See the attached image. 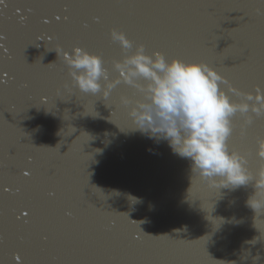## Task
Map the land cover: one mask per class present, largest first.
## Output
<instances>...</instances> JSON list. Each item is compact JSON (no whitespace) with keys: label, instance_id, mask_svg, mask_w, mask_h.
Here are the masks:
<instances>
[{"label":"water","instance_id":"obj_1","mask_svg":"<svg viewBox=\"0 0 264 264\" xmlns=\"http://www.w3.org/2000/svg\"><path fill=\"white\" fill-rule=\"evenodd\" d=\"M47 2L9 0L0 17L10 57L0 51V71L14 77L0 87V176L21 187L0 200V264H16L15 253L26 264H264V212L246 204L253 184L211 187L215 181L192 172L167 142L132 129L120 98L141 100L136 89L122 82L107 99L83 93L62 56L76 44L101 50L93 30L110 38L115 27L161 48L169 61L207 64L245 93L220 83L221 90L245 102L264 66V0H102L139 7L68 13L38 6ZM63 15L71 18L66 29L58 27ZM124 55L105 62L110 79ZM235 124H244L240 113ZM249 143L246 166L255 174L257 141ZM20 168L35 169L30 183L13 175Z\"/></svg>","mask_w":264,"mask_h":264},{"label":"clouds","instance_id":"obj_2","mask_svg":"<svg viewBox=\"0 0 264 264\" xmlns=\"http://www.w3.org/2000/svg\"><path fill=\"white\" fill-rule=\"evenodd\" d=\"M111 38L126 50L113 65L115 79H110L101 56L83 48H73L71 54L62 51L75 87L105 99L122 82L136 89L141 100L120 98V104L130 106L132 129L157 143L167 142L174 154L190 161L192 172L215 181L211 187L235 189L251 182L255 191L246 204L256 214L264 212V163L253 174L246 158L229 150L227 143L236 113L244 117L242 134L253 121L249 113L264 116V92L257 90L255 95L246 94L245 102H233L219 87L224 77L207 64L169 61L160 53L146 54L143 46L128 54L133 45L123 32L113 30ZM256 155L264 161V138L257 139Z\"/></svg>","mask_w":264,"mask_h":264},{"label":"snow or ice","instance_id":"obj_3","mask_svg":"<svg viewBox=\"0 0 264 264\" xmlns=\"http://www.w3.org/2000/svg\"><path fill=\"white\" fill-rule=\"evenodd\" d=\"M38 6L42 8L59 9L62 13H68L70 10H76V9H80V10L107 9V8L133 9V8L139 7V5L135 3L112 4V3L102 2V0H95V2H93V0H68V2H63V3H58L56 2V0H50V2L43 3ZM8 7H9V0H0V17L3 16L4 10ZM27 10L31 12L32 7L28 6ZM17 11H19V5H17ZM53 18L58 22L61 21V15L59 14L53 13ZM70 19L71 18L69 15H63L64 23L59 24L58 27L60 29H66L68 27ZM20 20L21 22H24L27 20V17L21 16ZM42 23L47 25V24H50L51 21L44 19ZM113 30L123 32L125 36L127 37V39L132 43L133 46L134 44H136L137 46H143V50L145 51V53L148 52L151 55L154 53H160L164 56L167 55L166 52H164L161 48L157 46L146 43L144 41H139V43H137L136 39L127 35L125 31L118 30L115 27L110 29V38H106L102 34L96 33L95 30H93L94 36H95L93 42L99 45L101 50L99 51L93 50L89 48L88 45L82 46L80 44L73 45V48H83L93 54L101 56L104 62L109 63L112 60H114L115 55L124 54L126 52V50L123 49L119 43H118L119 47H116L117 42L111 38V32ZM48 37L49 39H53L52 36H48ZM6 39H7V36L2 31H0V51L3 52L5 59H10V57L7 56V53L9 50L6 44L2 43V41H5ZM62 51L67 52L63 49ZM172 58L178 59L175 56H173ZM5 77L14 79V77H10L9 72L7 70L0 71V87L7 86L8 80L4 79ZM222 84L226 85L228 91L229 89H235V90H238L239 92H242L238 89V87L233 82L229 81L226 78H224V81L222 82ZM247 86L250 87L254 93H256L257 90L264 92V66H262V69H261L260 79L259 80H256L255 78L251 79ZM242 93H245V92H242ZM259 118L260 120L258 124H254V122L252 121V123L250 124L251 127L249 128L247 133H245L244 131L242 134L241 126L235 124L233 127L232 135L229 137L230 138V143H229L230 149L243 155L246 158L247 165H250L252 163V156H253L252 147L249 143V138L254 139L256 141L258 138H264V116H261ZM32 162H33V157L29 156L28 164H32ZM261 163H264V161H260V164ZM34 172H35L34 168L31 170H24V168H20L19 172L18 173L14 172L13 175L16 176L19 180L24 181L25 184H28L32 181ZM20 193H21V187L18 184H16L14 180H10L7 177L0 176V200H3L8 196H17ZM51 194L52 193H50V195ZM32 214H33V210L31 207H29L28 210L22 211V216L25 218V223L29 222L27 218L30 217ZM67 215L71 216L72 214L68 213ZM15 218L19 220L21 216L17 215ZM134 238H137V237H134ZM43 239L46 241L47 237L45 236L43 237ZM12 259L13 261L16 262V264H26V262L23 261V258L21 257L19 253L13 254Z\"/></svg>","mask_w":264,"mask_h":264}]
</instances>
